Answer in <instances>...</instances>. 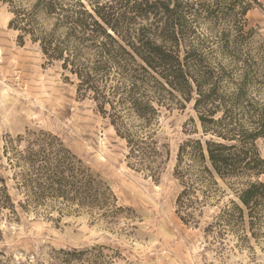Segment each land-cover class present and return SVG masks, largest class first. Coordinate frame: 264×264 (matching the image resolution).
I'll use <instances>...</instances> for the list:
<instances>
[{
    "label": "trees",
    "instance_id": "1",
    "mask_svg": "<svg viewBox=\"0 0 264 264\" xmlns=\"http://www.w3.org/2000/svg\"><path fill=\"white\" fill-rule=\"evenodd\" d=\"M0 5L10 12L8 27L17 31L20 44L27 39L37 44L45 58L76 78L78 93L92 99L125 140L134 169L160 176L169 155L158 136L163 111L193 102L201 135L178 148L177 214L198 225L202 207L217 190L216 177L233 181L237 200L221 207L206 235L224 238L248 229L264 240L259 146L264 43L254 46L258 32L247 17L262 6L259 0H0ZM3 153L12 183L0 175V212L16 218L30 211L48 217L88 212L112 221L127 209L109 183L51 131L9 135ZM103 248L53 249L50 256L52 264H103ZM0 264H12L1 250Z\"/></svg>",
    "mask_w": 264,
    "mask_h": 264
},
{
    "label": "rangeland",
    "instance_id": "2",
    "mask_svg": "<svg viewBox=\"0 0 264 264\" xmlns=\"http://www.w3.org/2000/svg\"><path fill=\"white\" fill-rule=\"evenodd\" d=\"M259 1L262 6L247 15L249 26L258 32L254 46L264 43V0ZM10 18L6 6L0 5V175L10 186L5 139L27 129H44L60 136L99 173L118 204L127 208L112 221L88 212L63 216L54 212L48 217L30 211L16 218L2 211L0 250L12 264L28 260L52 264L53 249L93 245L105 246L103 264H264V240L252 237L248 229L224 238L206 235L205 228L221 207L237 200L233 181L216 177L217 190L202 207L198 225L184 223L176 212L181 191L174 176L178 148L184 140L201 135L193 102L163 111L158 136L168 145L169 155L155 179L129 165L125 140L97 111L95 102L78 93L76 78L60 62L45 58L37 44L28 39L18 42L17 31L8 27ZM259 146L264 156V140Z\"/></svg>",
    "mask_w": 264,
    "mask_h": 264
}]
</instances>
